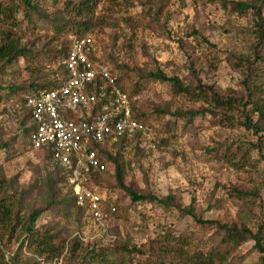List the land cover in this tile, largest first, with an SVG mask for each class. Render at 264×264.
Masks as SVG:
<instances>
[{
    "label": "rangeland",
    "instance_id": "1",
    "mask_svg": "<svg viewBox=\"0 0 264 264\" xmlns=\"http://www.w3.org/2000/svg\"><path fill=\"white\" fill-rule=\"evenodd\" d=\"M33 1L38 12L30 20L20 11L17 25L0 23L26 50L0 63L1 97L9 86L21 96L32 84L48 80L61 59L53 55L55 50L68 43L69 35L82 33L71 26L58 32L52 27L67 16L61 9L65 0ZM232 1L254 5L258 14L252 8L237 11ZM93 15L102 21L95 20L84 34L93 39L96 60L127 89L135 111H145L151 130L147 137L112 144L107 152L118 160L128 189L156 198L170 195L174 201L163 205L147 198L131 200L114 184L113 166L107 163L106 176L96 177L94 188L115 202V211L106 212L102 227L94 224L84 208L57 200L69 194V182L62 180L60 169L48 165L40 149L29 147L18 128L21 112L5 97L0 100V141L9 143V149L0 150L3 175L23 190L24 213L47 205L34 228L64 241L62 253L48 260L35 256L25 242L19 247L24 235L17 232L3 249L6 258L17 264H179L170 253L156 250L162 243L155 238L167 231L174 236L190 232L195 242L213 231L185 213L187 205L203 219L252 228L264 212V115L262 128L254 133L238 125L250 105L213 109L203 98L174 95L168 78L176 76L194 91L199 85L208 94L240 98L243 104L249 92L264 99V0H99ZM155 71L167 79L144 76ZM162 110L163 117L157 118ZM188 110L198 113L175 115ZM221 113L233 117L235 124L220 123ZM256 116L252 114L253 120ZM50 180L53 197L46 192ZM72 241L73 256L63 258ZM228 264H260L252 240L232 251Z\"/></svg>",
    "mask_w": 264,
    "mask_h": 264
},
{
    "label": "trees",
    "instance_id": "2",
    "mask_svg": "<svg viewBox=\"0 0 264 264\" xmlns=\"http://www.w3.org/2000/svg\"><path fill=\"white\" fill-rule=\"evenodd\" d=\"M99 0H65L64 7L61 9L67 14L64 17L62 22L52 23V27L55 29V32H58L64 29L67 26H71L74 31H82V33H77V36L85 35L84 31L92 28L93 25L96 24L95 20H98L97 23L102 21V18L95 17L93 15L94 8L96 7ZM232 8L237 11H245L246 8H252L258 14V10L256 6L247 4L244 1H232ZM37 2L33 0H15V2L10 0H0V23H9L11 26L17 25V21L15 19V15L17 12L22 11L25 14V17L30 20L31 13H37ZM10 30H6L4 28H0V63L1 62H10L13 61L17 56H23L26 51L23 47L18 45L17 37H12L9 35ZM259 36H262V32L259 31ZM68 50V43L66 45H62L60 48L56 49L54 52L55 55H61V59L59 62L58 69H54L50 71V75L57 72L59 75H63L64 67L62 60L64 59ZM144 76H150L153 79L164 80L167 77L161 71L148 72ZM171 82L172 92L174 95L178 94H186L192 98H203L209 102V105H212L213 109L221 108L231 110L237 105L242 104L243 107L245 105H250L248 108L249 114H245L243 116L242 121L238 124L241 125L244 129L252 130L256 133L262 127L260 126V119L264 115V99L258 100L254 94L249 92L250 99L247 100L245 104L241 103L240 98L233 96H222L218 93H206L201 89V86L198 85L197 90L186 86H183L179 79L176 76L168 78ZM59 79L50 77L48 80L39 85L32 84L29 87L31 90L36 88H49L54 86ZM116 85L119 89L126 92L128 98L130 99L129 92L127 89L119 85L117 80L115 81ZM26 88V87H25ZM16 89L12 86L8 87L5 96L1 97L0 100L5 98H9L11 102L20 100V96L16 93ZM136 90V88L134 89ZM132 90V91H134ZM27 92V91H25ZM24 92V93H25ZM20 93V92H19ZM18 94V95H17ZM23 94V93H22ZM131 100V99H130ZM132 115L133 117L141 122L149 126L145 120L147 119V114L144 110L140 112L135 111V105L132 100L130 101ZM204 109V108H203ZM201 109L199 112H202ZM205 110L210 111L213 115L216 114L212 109L206 108ZM20 114H18V128L24 134L26 141L28 142V134L31 129V124L28 122L29 115L25 109L20 110ZM165 111L157 112L156 117L162 118ZM198 113V111L188 110L186 113H178L175 114L177 116L181 115H190ZM252 114H256L257 118L253 120ZM219 119H223L220 123L228 124L232 126L235 124V120L233 117L221 113ZM137 134H135L133 138H136ZM16 139V137H15ZM126 138H121L114 142L120 143L123 141L126 142ZM13 141V139H12ZM256 147L255 144H251V147ZM30 147V146H29ZM1 148L9 149V143L6 141H0V150ZM100 159L103 160L106 167L101 172L90 173L87 176L86 186L95 187L94 182L95 178L102 175L106 176L107 172V163H111L113 166L112 176L114 178V184L117 185L120 189L125 190L131 200L136 201L140 199H149L154 200L163 205H169L174 200L170 195H166L161 198H156L150 196L149 194H138L137 192L128 189L122 180V168L118 162V160L111 156L104 149H98ZM43 154L48 158V150L40 149ZM58 170L60 169L58 166H54ZM60 177L62 180H65V176L62 174L60 169ZM47 195L50 197L54 196L53 189L51 187V180L45 184ZM16 186L13 185L12 180L5 178L3 175V169L0 165V264H17L12 261L11 258H6L4 247H6L12 238L15 237L17 232H21L24 237L21 239L19 243V247L22 246V242H25V245L29 246L31 252L35 256H42L43 259L51 260L62 253L64 247V241L59 238L56 234L49 233L47 229H38L34 228L33 223L37 216L41 213V211L47 205H40L37 207L29 208L25 213L23 212L22 207V199L24 197L23 190H16ZM237 194L243 193V191L236 190ZM68 193L65 194L62 199H57L60 203L62 202H73L75 203V196L71 190V187L68 189ZM242 197V196H241ZM50 201L53 199L50 198ZM109 201H113L110 197H107L105 204ZM115 202L112 203L114 206V210L109 212V214L114 213L115 211ZM77 205V204H76ZM78 206V205H77ZM78 208L81 209L80 206ZM185 213L191 214L194 221L201 224L202 226H208L213 229V231L207 236L205 239L202 238V234L198 237L195 242L191 241L194 239V236L190 232L185 235L174 236L169 231L166 232L165 235L161 236L155 241H159L162 245H158L156 250L161 251L163 253H170L171 260L176 259L179 264H228V257L232 251H234L241 243L252 240L253 248L259 253L260 264H264V212L254 220L253 227L251 228L249 225L242 223L240 226L235 223H225L220 222L219 220H206L199 216H195L192 212L193 207L187 205L185 209H182ZM76 247L75 241L70 242L69 248L67 250V254L63 255V258H70V255L73 256L74 250ZM151 249L152 248L150 246ZM136 249V248H134ZM16 253V252H15Z\"/></svg>",
    "mask_w": 264,
    "mask_h": 264
},
{
    "label": "built area",
    "instance_id": "3",
    "mask_svg": "<svg viewBox=\"0 0 264 264\" xmlns=\"http://www.w3.org/2000/svg\"><path fill=\"white\" fill-rule=\"evenodd\" d=\"M62 62L63 75L52 74L59 79L54 86L25 92L12 105L18 112H28L30 148L48 150V165L61 169L75 203L102 227L114 206L111 201L105 204L104 192L86 186L90 173L106 167L98 149L108 151L121 138L147 137L151 130L133 117L132 99L118 88L107 66L96 60L89 35H69Z\"/></svg>",
    "mask_w": 264,
    "mask_h": 264
}]
</instances>
